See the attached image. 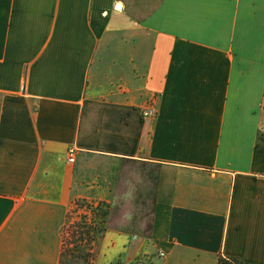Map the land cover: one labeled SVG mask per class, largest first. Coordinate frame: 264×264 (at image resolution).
<instances>
[{
  "label": "crops",
  "instance_id": "1",
  "mask_svg": "<svg viewBox=\"0 0 264 264\" xmlns=\"http://www.w3.org/2000/svg\"><path fill=\"white\" fill-rule=\"evenodd\" d=\"M77 200L95 264H264V0H0V264Z\"/></svg>",
  "mask_w": 264,
  "mask_h": 264
},
{
  "label": "trees",
  "instance_id": "2",
  "mask_svg": "<svg viewBox=\"0 0 264 264\" xmlns=\"http://www.w3.org/2000/svg\"><path fill=\"white\" fill-rule=\"evenodd\" d=\"M75 205L78 210H89L90 215L82 213L79 220L71 222V211L69 212L63 230L60 264H95L96 245L106 232L105 224L110 214V205L88 200H77ZM232 262L243 264L240 260Z\"/></svg>",
  "mask_w": 264,
  "mask_h": 264
},
{
  "label": "built area",
  "instance_id": "3",
  "mask_svg": "<svg viewBox=\"0 0 264 264\" xmlns=\"http://www.w3.org/2000/svg\"><path fill=\"white\" fill-rule=\"evenodd\" d=\"M157 114H158L157 101L155 98H153L149 101L148 106L143 111V117L147 119H152V118H155ZM69 157H70L69 161L73 163L75 161V150L74 149L69 151ZM158 256L160 258H165L166 254L161 251L159 252ZM125 264H151V262L145 256H142L134 261H130Z\"/></svg>",
  "mask_w": 264,
  "mask_h": 264
},
{
  "label": "rangeland",
  "instance_id": "4",
  "mask_svg": "<svg viewBox=\"0 0 264 264\" xmlns=\"http://www.w3.org/2000/svg\"><path fill=\"white\" fill-rule=\"evenodd\" d=\"M76 202V201H75ZM75 202L73 203L71 209H70V217H71V222L79 220L80 219V215H82V213L86 214V215H90L89 210L86 209H80L78 210L76 208Z\"/></svg>",
  "mask_w": 264,
  "mask_h": 264
}]
</instances>
